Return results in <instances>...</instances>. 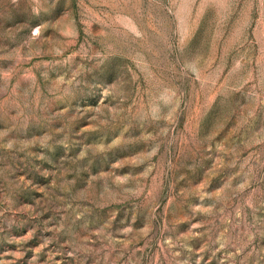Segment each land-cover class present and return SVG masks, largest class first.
I'll use <instances>...</instances> for the list:
<instances>
[{"label":"rangeland","instance_id":"1","mask_svg":"<svg viewBox=\"0 0 264 264\" xmlns=\"http://www.w3.org/2000/svg\"><path fill=\"white\" fill-rule=\"evenodd\" d=\"M0 264H264V0H0Z\"/></svg>","mask_w":264,"mask_h":264}]
</instances>
